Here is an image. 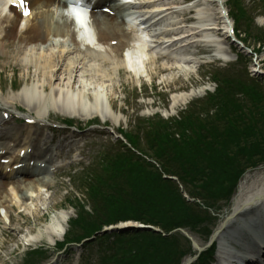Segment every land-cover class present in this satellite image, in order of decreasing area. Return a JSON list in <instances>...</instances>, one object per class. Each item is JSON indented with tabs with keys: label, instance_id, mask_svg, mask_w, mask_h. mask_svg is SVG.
Listing matches in <instances>:
<instances>
[{
	"label": "trees",
	"instance_id": "16d2710c",
	"mask_svg": "<svg viewBox=\"0 0 264 264\" xmlns=\"http://www.w3.org/2000/svg\"><path fill=\"white\" fill-rule=\"evenodd\" d=\"M246 67L241 60L211 73L216 92L179 118H137L124 137L142 156L119 142L99 159L85 180L91 211L81 206L69 242L80 244L105 226L137 221L166 236L148 231L101 236L93 242L99 264H182L192 244L179 232L169 233L185 229L207 241L242 175L264 164V87ZM214 249L203 252L198 263L209 264Z\"/></svg>",
	"mask_w": 264,
	"mask_h": 264
},
{
	"label": "bare ground",
	"instance_id": "6f19581e",
	"mask_svg": "<svg viewBox=\"0 0 264 264\" xmlns=\"http://www.w3.org/2000/svg\"><path fill=\"white\" fill-rule=\"evenodd\" d=\"M28 7L32 9L31 15L24 17L22 11L18 8L10 7V13L6 11V0H0V53L9 56L7 46L10 42L14 44V50L11 53L15 59V69L22 70L23 76L27 79L34 78L37 83L26 86L19 90L17 97H3L0 101L2 109L9 110V115L12 114V110H22L24 107L27 111V119H36V124L40 127L45 126L47 119H51V113L49 108L63 109L65 115L75 114V105L81 108L83 119L86 115L83 109L82 100H78L75 103L74 96L71 95V91L75 87L77 80V74L81 67L85 66V75L88 72H92V64L87 61L86 58L81 56H75L76 58L69 59L71 53L82 52V49L87 48L90 51L89 46L83 47L73 34L71 24L67 20L62 19L60 14L61 3L58 0H26ZM146 4L152 5L149 12L157 13L156 17H152L156 21L162 19L165 21V34L167 46L161 48L163 52H170L175 55L178 50H186L192 46L199 47L202 44L207 43L210 46H216V53L221 59H227V56L220 50L222 40L224 36L234 26V22L229 18V12L227 14L226 1L225 0H202L201 5L197 8V13L201 18H207L205 25L201 28L199 26L190 25L186 27L183 25V21L177 20V14L172 11L174 4L183 2L186 0H146ZM104 7V6H103ZM149 9V8H148ZM116 10L111 11L110 14L103 11H97L94 17L95 27L97 28V37L99 41L107 46L108 51L115 54L120 61L119 66L130 65L131 69L135 71V65L131 62L126 63V60L120 59V51L129 45L125 41L124 27L118 23ZM145 12V13H146ZM192 13V9L188 11V15ZM193 14V13H192ZM193 16L188 18L191 21ZM220 32L222 35L217 34ZM205 33L214 34L212 37L205 35ZM177 36L181 41H172ZM218 36V37H217ZM63 40H69L74 47L72 49H66ZM163 40V39H162ZM57 41L59 43H57ZM56 43V44H55ZM145 45V43H144ZM58 48V49H57ZM159 57H164L159 55ZM178 60V59H176ZM153 61H156L155 59ZM179 61V60H178ZM187 65L189 68L193 64V60L189 58L181 59V62ZM155 63V62H154ZM160 72H171L179 70L175 65L160 66L158 69ZM81 82L82 93L85 92V84ZM207 86L204 85L199 88H191L188 91H182L174 95L171 99V105L169 112L172 114L183 108L184 105L191 102L195 96L203 95L207 91ZM88 98H94L95 108H90V116H94L99 113V103L101 106L104 103L103 96L87 94ZM20 97V98H18ZM21 103H18V100ZM36 114L35 117H32ZM104 122L109 120V114L103 113ZM8 116L0 117V139H9L16 145H20L21 141L18 140V134H13L12 131L5 126L7 124ZM70 135L65 134L64 140L55 144L56 149H63L64 146H69L71 149L75 147L68 137ZM47 141H51V136H45L44 133L36 132L32 136V140L29 146L30 155L28 157L34 160V164L27 170L23 177L25 180L21 182L19 177L15 179L12 174H6L3 171L0 174V210L5 209L6 216L13 222L16 219L12 216V210L14 208L13 200L17 197L21 199L20 207H27V203L35 199H40L42 190H52L57 188V184L52 181V178L46 179L43 173L46 171L45 164L51 158H47V154L43 155L41 149L42 144H46ZM73 146V147H72ZM34 149L37 153L33 152ZM9 144H0V155L9 153ZM27 150V149H26ZM84 151H81V154ZM20 153L18 158H20ZM38 159V160H37ZM53 164V162H49ZM7 167L4 169L6 170ZM21 177V175H20ZM7 185L13 186L12 192L7 191ZM238 193L234 197L232 204V212L228 215L226 220L222 223L219 234L216 237V241L219 244L218 256L215 264H227L224 259L231 258L230 261L236 259H245L246 256L251 255L258 257L259 252L255 248V244L249 238H246L247 231L258 236H264V171L255 173L254 175H245L242 182L239 184ZM52 198V197H51ZM48 209L49 204H45ZM32 215L39 213V208L29 209ZM69 213L62 214L58 219L55 231L52 230V226H48V231L51 237L63 236L68 230ZM4 224V219L0 217V224ZM131 226V224H126ZM2 233H8L11 241L16 240V234L23 232L21 225H14L13 227H2ZM261 239V237H260ZM259 239V240H260ZM39 239H29L28 235L23 240L26 244L36 243ZM19 242V241H18ZM197 246L198 243L195 242ZM239 246V247H238ZM240 249L237 253L234 252V248ZM16 248H10L8 241L4 240L0 243V264H6V259L3 258V253L6 256L14 254Z\"/></svg>",
	"mask_w": 264,
	"mask_h": 264
},
{
	"label": "rangeland",
	"instance_id": "374dc122",
	"mask_svg": "<svg viewBox=\"0 0 264 264\" xmlns=\"http://www.w3.org/2000/svg\"><path fill=\"white\" fill-rule=\"evenodd\" d=\"M226 1L228 2L226 5L227 8L233 11V13H236V4L233 5L228 0ZM240 1V5L247 14L243 19L239 20L237 28L244 38L247 37V43L249 46L257 49L261 44L264 45V0ZM148 36L151 37L149 32ZM63 42L66 49H72L74 47L69 40H63ZM57 43L59 42L57 41ZM14 44L15 43L10 42L7 46L9 56L0 53V98L18 96V92H14L11 85L16 89H19L37 83L34 78L26 79L23 76L22 70L15 69V59L11 54L14 50ZM146 47L147 44L145 48ZM221 48L224 55L230 57L228 61H222L215 57H211V48L198 47V49H200L199 54L203 56L200 58L201 56L195 53L194 57H196V59L189 68L182 62L180 63L177 60L168 57L158 58L160 55L158 53L159 50L155 47L146 50L141 46L138 47L136 51L137 54H134V57L131 58L132 64L136 65L135 69L141 70L139 72L130 71L125 66H119L117 68L120 61L115 54L110 51L106 52L105 48L102 47L101 49L105 50L104 53H98L96 51L93 53H71L69 56L70 60L76 58L75 56H81L82 58H86V60L93 65V71L88 72L86 75L84 73L86 67H81L77 74V80L79 82L76 83L71 91L75 103H77L78 100H82V106L87 115L85 119H83V117H81L83 114L81 108L77 105H75V114L72 116L65 115L63 109L49 108L48 110H50L51 118L53 120L73 119L81 129L85 130H83V132H79L76 129L69 130L71 135L68 139L73 142L72 145L75 147L72 146L73 148L70 149V147L66 146L62 149L63 154L61 156L63 158L55 161L56 164H61L64 167L68 165L61 170L60 174H57L52 178V181L57 184V188L49 191H46L45 189L42 190L40 199H35L34 202H28L27 209L25 207H20L21 203L19 197L15 198L13 200L14 208L12 210V216L16 220H13V222H10L6 218L4 209H1L0 217L4 219V224H0V243L7 240L10 248H16L14 254L11 256H6L3 253V258L6 259L5 263L27 264L26 262H23L25 252L28 250L27 246L23 243V239H25L26 235L32 240L39 239L36 244L32 245V247H44L46 250H49L47 255H54V253H57V250H55L56 245L63 241L65 235L51 237L50 234H48L47 227L61 214H67L68 212L70 217H74V210L71 205L75 207L78 206L76 201L78 196L82 201L85 203L87 202L86 197L82 194L83 184L88 176L87 174L98 165L100 161L98 159L101 154L114 146L113 145L110 148L114 141V138L110 134V130H106L102 127L105 124L103 122L104 111L102 107L99 106V113L93 117L90 116V108H95L96 105L94 103V98H88L87 94L103 96L104 105L107 110L105 113H108L110 116L106 123L107 127H112L116 133H118L119 129L129 131L131 126H135L134 123L138 117L148 118L155 113H161V115L166 112L169 113L172 97L183 90L188 91L191 88H199L206 85L208 89H210L209 92H212L215 84L212 82L211 78L205 77L206 74L211 72L212 69H215V67L225 69L230 68L241 59L231 51L229 40L226 38L222 40ZM196 49L197 48L192 47L190 49L182 50L181 52H186L193 56L192 52ZM181 52L178 53L181 54ZM121 53L122 52L120 51V54ZM245 56L248 58L252 57L251 55ZM262 57L263 61L261 64L263 63L262 70L264 71V56L262 55ZM154 59L156 61H153ZM247 59L243 58L244 62L247 61ZM252 64L253 62L248 65L250 72L253 68ZM171 65H175L179 70L171 72H160L158 70L160 66L171 67ZM255 77L257 79L259 78L258 80H261L262 78L261 75H255ZM80 81L86 85L84 93H82L83 88H81ZM206 93H208V91H206L205 94ZM205 94L203 96H205ZM203 96H196L194 99H200L203 98ZM194 99H192L191 102L194 101ZM18 103H21L20 99L18 100ZM190 103L184 105L183 108H180L176 112V114L170 116H178ZM89 119L94 121L97 119L96 121L101 124V127L85 126ZM9 126L23 129L21 136L23 146L30 141L33 135V131H31L32 128L24 125L17 126L14 121H11L7 125V127ZM45 134L50 136L48 132ZM43 150L45 149L43 148ZM81 151H84V154H81ZM257 171L259 173L263 172L264 165L247 172L245 175L252 176L257 173ZM12 190V186L7 189L8 192H12ZM46 202L49 204L48 209H45V207H47L45 205ZM232 204L227 207V209L223 210L226 214L224 217L232 212ZM35 208H39L40 211L38 214L32 215L29 209L34 210ZM18 224L21 225L23 232L15 235L17 241H11L9 234H3L1 229L4 225L7 227H13ZM69 228L70 227L68 226V229ZM193 236L194 241L198 243L200 247L206 244L201 235L199 236L195 234ZM81 252L82 249H74L68 253L59 252L49 264H82L83 259L81 257ZM93 262L94 261L89 263L93 264Z\"/></svg>",
	"mask_w": 264,
	"mask_h": 264
},
{
	"label": "water",
	"instance_id": "95a60500",
	"mask_svg": "<svg viewBox=\"0 0 264 264\" xmlns=\"http://www.w3.org/2000/svg\"><path fill=\"white\" fill-rule=\"evenodd\" d=\"M137 229V230H142V231H145V230H148V231H151V230H154L152 227H144V226H142V225H136V226H134L133 227V229ZM113 229V228H112ZM114 230H120V228H117V229H114ZM188 238H190V239H192L191 237H190V235H188V233H184ZM218 235V233H216L213 237H212V239H211V241H213L215 238H216V236ZM199 251H201V250H199Z\"/></svg>",
	"mask_w": 264,
	"mask_h": 264
},
{
	"label": "snow or ice",
	"instance_id": "6c2138e0",
	"mask_svg": "<svg viewBox=\"0 0 264 264\" xmlns=\"http://www.w3.org/2000/svg\"><path fill=\"white\" fill-rule=\"evenodd\" d=\"M23 3H24V0H20V4L23 5ZM24 14L27 15L29 14V12L26 10Z\"/></svg>",
	"mask_w": 264,
	"mask_h": 264
}]
</instances>
